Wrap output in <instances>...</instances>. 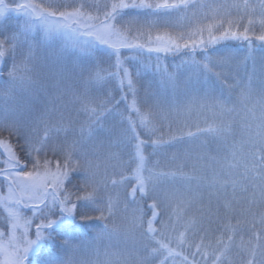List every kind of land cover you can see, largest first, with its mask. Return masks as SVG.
<instances>
[{"label":"snow or ice","instance_id":"6c2138e0","mask_svg":"<svg viewBox=\"0 0 264 264\" xmlns=\"http://www.w3.org/2000/svg\"><path fill=\"white\" fill-rule=\"evenodd\" d=\"M130 10L190 12L192 18L202 16L205 22L195 24L188 31H177L170 19L141 20L130 16ZM8 12L25 17V31L38 25L46 38L63 32L73 36L74 44L80 42L79 37H87L90 39L83 41L84 44L106 46L115 57L113 70L82 69L81 79L85 71L88 82L97 84L119 77V88L123 92L127 78V90L133 93V103L128 107V115L119 114V124L126 121V128L118 129L114 122L107 127L106 135H94L93 125L102 123L106 114L112 113L114 102L119 104L120 101L106 90L103 97L91 94L87 88L76 90L72 85L75 69L58 64L34 66L37 57L32 46H28L27 53H22L17 62L21 33L0 34V61L8 56L13 58L8 74L11 90L24 91L37 79H56L58 90L67 94L69 102L78 105L77 112L86 117L78 124L79 136L71 141L67 133L75 134L77 122L62 114L55 121L41 119L42 131L33 128L28 134H22V124L18 121H0V130L18 138L22 136L21 148L27 157L21 161L11 142L0 139V189L6 190V193L0 191V209L3 210L0 214V264H76L72 253L77 245L69 235L74 221L77 218L105 221L97 239L118 234L121 230L115 225L110 228L107 221L116 215L121 203L125 210L129 204L136 205L123 229L125 241H131L132 246L117 252L106 249L102 260L97 250V259L92 264H264V57H261V72L257 74L253 64L246 82L239 84L235 99L231 95L223 99L205 93L204 97H193L183 106L186 111H191L197 102L201 107H209L214 111L211 123L203 127L197 124L195 131L179 133L173 132L169 125L167 139L163 133L159 136L156 133L157 124L167 119L164 105L169 101L156 97L143 111L137 107L132 73L121 60L122 49L179 54L184 50L194 53L199 48L204 53L203 59L186 61L193 71L184 82L185 89L193 77L215 76L227 82L225 72L233 54H215L214 58L208 46L228 39L245 41L251 55L253 38L264 45V0H256V3L225 0L215 5L205 0H81L79 3L18 0L14 6L0 0V18ZM256 25L260 26L259 34ZM35 46H40L39 39ZM163 84L165 89L175 93L180 90L181 81L178 76L169 75ZM126 98L125 95L123 99ZM205 99L211 103L205 105ZM131 112L136 114V120L132 119ZM237 123L241 129L239 139L236 138ZM61 131L66 133V138L53 142L52 134L58 135ZM202 135L211 138L210 144L215 143V152L210 147L194 145ZM185 137L189 148L172 153L164 161L153 159L158 157L161 146ZM125 142H130L134 149L130 163L123 160L120 151L113 150ZM148 146L152 151L146 155ZM221 150L223 156L219 155ZM49 151L53 157L59 155L62 159H49ZM79 171L84 173L83 178L74 185L77 191L71 192L66 183L72 182L71 173ZM177 184L185 190L181 191ZM101 189L107 193L103 198ZM205 193L207 204L204 203ZM213 198L217 203L215 214H219L221 208L224 210L221 235L216 237L215 246L212 243L205 246L203 238L193 246L186 230L177 232L176 223L194 204L199 205L201 215L205 210L213 214ZM149 200L150 217L145 219L143 204ZM21 208L29 209L31 216H24ZM162 209L169 210L166 221L158 219ZM36 220L39 223H35L33 239L29 233ZM157 223L159 229L155 226ZM53 232L62 236L57 253L50 247L45 251V244L56 239ZM193 247L194 251L186 253V248Z\"/></svg>","mask_w":264,"mask_h":264},{"label":"rangeland","instance_id":"374dc122","mask_svg":"<svg viewBox=\"0 0 264 264\" xmlns=\"http://www.w3.org/2000/svg\"><path fill=\"white\" fill-rule=\"evenodd\" d=\"M10 6H14L18 0H11L12 4L5 0ZM57 3H79L81 0H56ZM228 3H231L232 0H227ZM207 4H221L225 3V0H213L206 1ZM190 13V12H189ZM191 14V13H190ZM141 17V16H140ZM141 20H163L170 19L175 26V30L177 31H188L197 23L205 22L202 16H198L197 18H192V16L188 17L183 13H165L163 12L161 15L157 17H146L140 18ZM24 20L25 17L18 15L15 12H8L4 18H0V34L7 35L11 32L17 31L21 33V47L17 52L16 61L19 62L22 58L21 54L27 53L28 46L33 47V51L35 56L37 57L34 62V66L39 67L44 64H58L61 66H66L69 69H75V75L72 79L73 87L78 91H84L85 88L96 96L103 97L104 91L101 90L100 85H102L103 81L97 84L95 81L88 82V72H83V80L81 79V70L87 69L90 71H99L95 67V63L91 58L92 52H90L89 48L91 47L88 44H84L83 41L90 39L87 37H79V43L74 44V38L71 34H65L63 32L58 34H53L51 37H45L43 33V29H41L38 25L35 26L30 31H25L24 29ZM165 29H160V31H164ZM171 30V29H169ZM206 33V32H205ZM40 40V46L36 47V40ZM10 66L7 72L1 76L0 75V121H18L22 124L21 132L22 134H28L31 129L36 128L38 132L42 131V125L40 124L41 119H52L55 121L58 119L61 114L66 118H71L76 121L77 124L75 127V134L71 131L67 133V139L69 141L77 138L80 134L79 130V122L84 121L86 117L77 112L78 105H74L69 102L70 98L67 94H62L60 90H58L57 84L58 81L53 78L46 79H37L36 83H34L30 88L21 91L19 89L11 90V85L9 82V72L12 69L13 58L10 56ZM146 69V67H144ZM188 70L185 74V81L189 76L192 75L193 69L188 66ZM199 79L195 77L192 78L191 82L188 83L187 88L184 90H179L178 92L168 91L165 87H161L160 90H149L146 89L144 93H142L138 97V105L142 111L145 109L146 104L152 103L156 97H160L161 99L166 98L169 103L164 105L165 113L167 114V119L162 120L160 123L163 124V127H160V123L157 124V133L159 136L161 133L164 135V139L168 138L169 134V125L173 132L179 133L181 130L186 132L191 129L195 131V126L199 124L201 127L209 124L214 119V111L209 107H201L200 102L193 104L191 111L184 110V105L188 103V101L193 97H204L205 93L191 89L194 84H196ZM204 83V81H202ZM162 82V86H163ZM8 91L9 94L5 95L4 93ZM210 96L212 93L208 92ZM210 100H203L205 105L210 104ZM251 107V104L249 105ZM258 109V110H257ZM256 109L257 115H259V108ZM120 113H125L128 115L126 108L123 107H113V111L111 114H106L102 123L93 125L94 135H106V129L112 123H117V128H126L127 122L125 121L123 125L119 124L121 119ZM131 117L133 120H136V114L131 112ZM239 117H237V121ZM138 131L143 132L142 129H137ZM6 132V130H0ZM8 132V131H7ZM130 135V134H129ZM16 136V135H15ZM241 136V129L239 127V123L236 125V138L239 139ZM66 138V133L61 131L58 135L56 133L52 134L53 142H56L57 139L63 141ZM87 138V137H86ZM23 143L22 136L19 138ZM211 138H205L203 135L194 141L195 146L204 145L206 147H210L213 152H215V143L212 145L209 143ZM190 144L188 142V138L185 137L184 140L173 141L170 144H166V146H161L159 149L158 157H153V159L159 158L161 161L166 160L172 153L174 152H182L186 148H189ZM14 149V148H13ZM114 151H120L122 154V158L125 162H131V155L134 151L130 142H125L120 145L119 148H114ZM15 151V150H14ZM152 151L151 147L148 146L146 148L145 154L147 155ZM16 152V151H15ZM220 156L224 155L223 150L219 153ZM49 159H62L59 155L53 157L51 151L48 153ZM2 159V157H0ZM84 173L82 171L71 173V187L75 188L77 181L82 180ZM72 176L75 179H72ZM67 185V183H66ZM164 187H169L168 185H164ZM177 188L181 191H184L182 185L177 184ZM6 193V190L0 189V191ZM111 189L109 188V191ZM107 195V193L101 189L100 196L103 198ZM115 195V193H113ZM240 194L238 193V196ZM231 196V195H229ZM222 199V198H221ZM207 194L205 193L204 203L207 204ZM147 203H151V201H147ZM148 205V204H146ZM144 206V204H143ZM136 207L134 204H129L128 209H124L123 203L120 204L119 209L116 212L114 217L109 218L107 223L109 227H113L115 225L121 231L118 234L114 235H104L101 238L97 239V233L102 228L105 221L101 220H90L95 221L94 228L90 236L83 235H75L72 230L74 227H82L89 223V221H82L83 224L81 226L73 223L72 228L69 230V235L73 239V243L77 245L76 249L72 253L73 259L76 264H92L93 261L97 259V250H99L100 259H103V253L107 249L110 252H117L122 250L125 247H131V241H125L123 235V229L126 226L128 219L132 215L133 209ZM217 207V203L215 198H213L212 209L213 214H209L207 210H205L204 215H201V212L198 210L199 205L194 204L192 207L188 208L186 214L183 215V218L176 223L177 232L185 231L187 232V239L191 245L199 244L201 238L204 239L205 246L209 243H212L215 246L216 237L221 235L222 232V224L224 223V218L215 217V209ZM21 211H24L21 208ZM146 213L145 219L150 217V210L145 209ZM168 209L161 210V216L158 219L167 220L168 219ZM3 210L1 209L0 214H2ZM24 216L30 217L31 213L26 214L23 213ZM95 215V214H93ZM55 218V217H54ZM80 220V219H79ZM81 221V220H80ZM35 223H39L38 220L34 221V224L30 230V237L35 238ZM219 223V224H218ZM218 225V226H217ZM158 229L160 228V224L157 223L155 225ZM51 231V230H49ZM55 234V235H54ZM175 236V233H172ZM53 236L59 238L60 241L57 243L56 239L50 244H45V251L48 248H51L53 253H57L60 248V243L62 240V236L58 235L56 232H53ZM237 242H239L237 238ZM57 245V246H56ZM53 248H55L53 250ZM193 248H186L185 251L190 252L194 251ZM196 260L199 261L200 257L197 256Z\"/></svg>","mask_w":264,"mask_h":264},{"label":"trees","instance_id":"16d2710c","mask_svg":"<svg viewBox=\"0 0 264 264\" xmlns=\"http://www.w3.org/2000/svg\"><path fill=\"white\" fill-rule=\"evenodd\" d=\"M12 4L11 0H7ZM213 1V0H205ZM252 3H256V0H251ZM163 12L158 13H150L140 10H130V16H136L138 18H148V17H157L161 15ZM184 14V13H183ZM188 17L191 16L190 13L184 14ZM141 16V17H140ZM242 30V29H241ZM260 26L256 25V32L259 34ZM218 34V33H217ZM205 39H207V33L204 34ZM90 52H92L91 58L95 63V67L97 70H108L112 71V65L115 63V57L111 54V50L106 46L94 44L89 48ZM208 52L214 54L220 53H232L233 60L231 65L226 70L225 74L228 77L227 82L223 80L217 79L215 76H210L207 79L200 78L199 81L192 86L191 89L198 90L204 93H212V96L219 97L223 99H227L229 95L232 96L233 99L239 93V84L246 82L247 75L251 72L253 64H255L257 74H259L262 70L261 65V57H264V45L261 42L252 40V51L251 55L249 54V45L245 41L240 40H222L214 45L208 46ZM204 53L201 49H197L194 53L189 52L188 50H184L179 54H165V53H148L147 51H133L129 49L121 50V60L124 67H127L132 73V80L135 88V101L136 105H141L138 103V97L146 91L147 88L149 90H160L162 86V82L166 76H178L181 81L180 89L184 90V82H185V74L189 69L188 66L192 68L190 62L186 63V61H190V58H194L196 61H201L203 59ZM10 56L6 57L3 61H0V75L3 76L9 66H10ZM146 67V69L144 68ZM119 77L115 78H107L103 81L102 85L104 87L101 90L107 91L110 93L112 97H115L116 101H120L119 104H115L114 107H123L127 109L129 105L133 103V93L127 90V78L124 80V91L121 92L119 88ZM204 81V83H202ZM227 85H235V87L229 88ZM168 91H172L168 89ZM126 95V99L123 97ZM211 103V102H210ZM258 108V107H257ZM258 110V109H257ZM131 115V113H130ZM240 119V118H239ZM239 121V120H238ZM138 131V130H137ZM0 139H6L11 142L14 150L17 155L21 159V161H25L27 159L26 153L22 150L21 145L22 141L15 135H10L9 132L0 131ZM212 145V143H211ZM166 146V144L164 145ZM72 179H75L72 176ZM78 182V180L76 179ZM77 184V183H76ZM66 188L71 192H76L77 187L73 188L69 183H67ZM2 191V190H1ZM229 195H231V191L229 190ZM148 203H144L145 209L148 210ZM143 206V207H144ZM1 211V209H0ZM22 214L26 213L25 211H21ZM215 217L224 218V210L220 209L219 214H215ZM74 223L78 226L83 224L82 221L77 218ZM95 221H89L86 225L80 227H74L72 232L75 235H83L90 236L92 230L94 228ZM235 223V220H233ZM219 224V223H218ZM218 226V225H217ZM60 241L59 238H56V242ZM57 246V245H56ZM55 248H53L54 250Z\"/></svg>","mask_w":264,"mask_h":264},{"label":"flooded vegetation","instance_id":"af4514ba","mask_svg":"<svg viewBox=\"0 0 264 264\" xmlns=\"http://www.w3.org/2000/svg\"><path fill=\"white\" fill-rule=\"evenodd\" d=\"M23 210L26 212V214L31 213V211H30L29 209H25V208H23ZM54 235H55V234H54Z\"/></svg>","mask_w":264,"mask_h":264}]
</instances>
